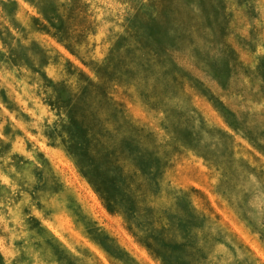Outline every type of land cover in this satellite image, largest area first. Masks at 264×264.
<instances>
[{"label":"clouds","instance_id":"obj_1","mask_svg":"<svg viewBox=\"0 0 264 264\" xmlns=\"http://www.w3.org/2000/svg\"><path fill=\"white\" fill-rule=\"evenodd\" d=\"M0 264H264V0H0Z\"/></svg>","mask_w":264,"mask_h":264}]
</instances>
